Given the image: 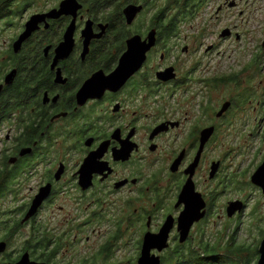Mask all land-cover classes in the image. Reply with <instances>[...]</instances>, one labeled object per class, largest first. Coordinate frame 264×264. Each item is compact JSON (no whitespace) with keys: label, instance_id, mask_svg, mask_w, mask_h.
Listing matches in <instances>:
<instances>
[{"label":"flooded vegetation","instance_id":"obj_1","mask_svg":"<svg viewBox=\"0 0 264 264\" xmlns=\"http://www.w3.org/2000/svg\"><path fill=\"white\" fill-rule=\"evenodd\" d=\"M18 2L0 0V34L13 31L0 41V264H141L147 237L168 224L169 246L152 257L213 261L191 246L198 230L203 242L211 224L241 216L226 202L240 175L229 158L244 134L264 138V0ZM39 2L14 36V16ZM67 2L78 9L49 16ZM132 6L141 10L130 23ZM34 16L44 18L17 51ZM154 33L119 90L81 99L91 78L119 67L132 38ZM228 51L246 58L228 67ZM192 185L206 216L182 242Z\"/></svg>","mask_w":264,"mask_h":264},{"label":"rangeland","instance_id":"obj_2","mask_svg":"<svg viewBox=\"0 0 264 264\" xmlns=\"http://www.w3.org/2000/svg\"><path fill=\"white\" fill-rule=\"evenodd\" d=\"M18 1L19 6L24 0ZM38 7L44 6L39 2L19 13L17 17L14 16V36L20 30L21 24L25 23L30 15L37 11ZM15 10L17 11V8ZM6 34L4 32L0 34L4 35L0 38V41L9 40V36L13 34V31L6 32ZM2 51L0 46V52ZM242 56L246 58L244 53L228 51L226 54L227 66L236 65ZM232 136L233 134L228 133L227 139ZM234 145L229 160L238 165L234 166L233 169H239L240 175L234 178V183H231L232 179L228 181L226 202L229 200H233V202L243 201L246 203L245 208L237 219L233 220L227 217L226 220H219L218 224H211L206 230L204 229L205 240L203 242L202 230H198L196 237L201 238V242L196 240L191 247H194L196 254L199 253L202 259L205 258L203 255L215 253L216 255L212 260L222 264H229L232 258L234 263L231 264H242L244 262L256 264L264 240V192L261 187L253 183V175L264 164V138L250 137V135L244 134ZM228 149L231 152L230 146H228ZM242 173H245V175L241 176ZM213 261L202 263L214 264Z\"/></svg>","mask_w":264,"mask_h":264},{"label":"water","instance_id":"obj_3","mask_svg":"<svg viewBox=\"0 0 264 264\" xmlns=\"http://www.w3.org/2000/svg\"><path fill=\"white\" fill-rule=\"evenodd\" d=\"M74 2H67L63 5L61 11H54L49 16L59 17L64 13H73L78 9V6H74ZM141 8L132 6L128 11L130 23L133 22L136 15ZM43 16H34L27 24L26 31L21 35L20 40L16 43L17 51L21 50L23 44L39 29V24L42 22ZM73 43L72 32L67 36V43L58 49L60 56L65 53L63 50L66 48V52L69 51ZM129 49L121 59L119 67L110 75H106L104 72H99L93 78H91L80 93L81 99L97 96L103 94L106 90H119L132 76H134L143 67L148 58V53L156 46V34H152L149 41L143 40L142 37L137 36L129 41ZM161 79L169 80L172 78L171 70L160 74ZM17 77V70L8 77L7 83L11 84L15 82ZM253 183L263 189L264 192V164L259 168L256 174L253 176ZM201 196L195 191L194 186H187L182 195V200L186 201L187 208L183 212L180 218V232L182 234L181 241L188 240L190 231L195 222L202 220L206 213L202 212L205 204L201 201ZM245 208L243 201L232 202L229 206V216L233 217L237 212H242ZM170 224L165 226L161 236L150 237L148 236L145 243L144 255L140 261L141 264H161L160 258H154L151 255V250L159 248L164 250L168 248V237L171 229ZM162 239V240H161ZM162 241V243H161ZM258 264H264V240L260 248V260Z\"/></svg>","mask_w":264,"mask_h":264},{"label":"trees","instance_id":"obj_4","mask_svg":"<svg viewBox=\"0 0 264 264\" xmlns=\"http://www.w3.org/2000/svg\"><path fill=\"white\" fill-rule=\"evenodd\" d=\"M16 88L18 89V93H19V95L26 96V95L28 94V92H29V86L24 85L21 81H20L19 83L16 84ZM240 250H241V249H240ZM240 250H239V251H240ZM259 259H260V257H259ZM259 259L257 260V263H256V264L259 263ZM231 263H234L233 258H232L231 261H229V264H231ZM242 264H248V262H244V263H242Z\"/></svg>","mask_w":264,"mask_h":264}]
</instances>
